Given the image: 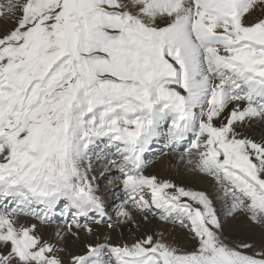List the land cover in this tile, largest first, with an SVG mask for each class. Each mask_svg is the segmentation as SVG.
<instances>
[{"label":"snow or ice","instance_id":"6c2138e0","mask_svg":"<svg viewBox=\"0 0 264 264\" xmlns=\"http://www.w3.org/2000/svg\"><path fill=\"white\" fill-rule=\"evenodd\" d=\"M254 123L264 0H0V264H66L59 241L92 234L90 214L106 215L88 174L101 145L121 174L122 222H179L193 249L145 234L89 243L67 264H264V239L227 242L208 193L144 174L142 159L164 137L215 179L227 216L264 229ZM58 208L55 243L22 221L50 223Z\"/></svg>","mask_w":264,"mask_h":264},{"label":"bare ground","instance_id":"6f19581e","mask_svg":"<svg viewBox=\"0 0 264 264\" xmlns=\"http://www.w3.org/2000/svg\"><path fill=\"white\" fill-rule=\"evenodd\" d=\"M245 131L256 138H259L262 134H264V126H261L259 123H254L250 128H247ZM162 138L164 137H160L158 140ZM166 146L167 148H169L171 152H173L171 158H169L170 155H168L167 158L160 160L158 164L154 165L155 170L153 167H152L153 170L150 171L144 169V174L154 175L160 181L167 180L171 183L176 184L177 186L185 187L186 189H190L194 191H204L208 193L210 195V198L214 199V203L221 212V219L223 222V233L225 236H228L229 239H233L230 242L235 243L236 241L239 242L240 240H247L250 243L256 244L258 248L261 240L264 239V229L260 228L259 226L254 227V225L250 224V221H248L246 217L243 215H238L235 218L227 216L224 213L225 206L223 200L220 199V196H218L216 192H214L213 186H210L212 180L210 181L209 179H207V177H204L200 173H197L194 170L192 171L189 169V167L185 166L184 165L185 161H182L180 159L181 155H178V152H176L180 148H173L168 143ZM148 148L146 149L147 152L146 154H149ZM102 149H103V145H101L100 148L96 150V153H94L92 156L91 168L89 169V173H88L89 177L91 178L92 185L96 190V194L100 198L101 196L104 197V192L106 189H110L111 192L109 193V195L105 197L106 199L116 195L115 198L119 197L122 200L124 193L122 191L121 185L118 183L117 180L113 181L116 175L114 176L112 175V177L107 175V172L104 171L105 169L103 170L102 167L105 164L111 166V163L110 162L107 163V161L113 155L110 152H108L109 153L108 154L105 150ZM142 155L144 157V162L146 163L145 161L146 156L144 154ZM114 158L116 157H113V159ZM171 161L176 162L174 167H172V165L170 164ZM99 167H101V169H99ZM161 169H165V170L160 171ZM101 199L103 200V198ZM103 201L105 204V209L107 210L109 208L108 207L109 203L105 200ZM121 204L122 202L120 203V207ZM59 212L60 209L58 208L55 216L52 218L59 219L60 221H62V228H63L64 226L63 223H65V218L62 217ZM115 215H116L115 210H112L110 212L106 211V215L102 218L99 216H95V214H90V216L93 217L92 221L90 222V226L93 228V232L91 235H89L86 232H81L79 241L77 238L71 236V234L65 235V238L59 241L58 246L64 249V251L62 252V256L64 257L66 264L70 258L69 255L70 253L84 254L86 250V245L89 243L92 244L132 243L133 240L135 239H131L130 229L137 222H142L143 216L139 213H136V219L134 222H122L116 224L114 218ZM98 220L100 221V223H96V221ZM22 221L25 223H36L39 232L43 234L45 239H51L54 243L57 242L56 231L57 229H62L56 226V224L58 223L54 225L51 223L42 224L40 221L36 220L35 217H27L26 219L22 218ZM177 223L178 226L174 228L169 227L168 225H163L161 223H155V222L154 223L149 222L148 224L145 223L141 227L143 231L140 233L139 236H137V238H143L145 234L154 235L156 238L158 234L161 235L170 234V235H174V240L172 242L167 241L168 243L170 244L172 243V246L178 249L190 251L192 242L188 240L187 234H185L182 228L183 226H181L179 222ZM109 225H111V227Z\"/></svg>","mask_w":264,"mask_h":264},{"label":"rangeland","instance_id":"374dc122","mask_svg":"<svg viewBox=\"0 0 264 264\" xmlns=\"http://www.w3.org/2000/svg\"><path fill=\"white\" fill-rule=\"evenodd\" d=\"M167 143H166V141H165V139L164 138H162V139H160V140H156V141H154L150 146H149V148H148V153L149 154H146L147 152H146V150H145V152L143 153L145 156H146V163H145V167H144V169H146V170H153V168H154V165L155 164H158L159 163V161L160 160H162V159H164V158H167V156L168 155H170V157L169 158H171V155H173L172 153L173 152H171L170 150H169V148H167ZM107 153H108V151L107 150H105ZM176 152H178V155H181V153H182V148H180V149H178ZM109 154V153H108ZM113 157L114 156H111L109 159H108V161H107V163H109L112 159H113ZM142 159L144 160V157H143V155H142ZM185 163H184V165L185 166H187V167H189V169L190 170H192L193 171V169H191L192 168V166L191 165H188L187 164V157H185ZM175 161H171L170 162V164L172 165V167H174L175 166ZM103 167V170L104 171H106L107 172V175H109V176H111L112 177V175L114 176V175H116L115 177H114V179H113V181H115V180H117L118 181V183L120 184V182H119V179H118V177H120L121 176V174H120V172H119V170L117 169V168H115V167H113L112 165L110 166V165H108V164H105L104 166H102ZM153 167V168H152ZM99 169H101V167H99ZM111 169V170H110ZM189 169H187V170H189ZM113 170V171H112ZM154 170H155V168H154ZM163 170H165V169H161L160 171H163ZM173 170V169H172ZM195 172H197V173H200L201 175H203L204 177H207V179H209L210 181H211V183H210V186H213V190H214V192H216V194L218 195V196H222V193H220L219 192V186L217 185V183H216V181H215V179L213 178V177H210V176H206L204 173H201V172H199V171H195ZM106 182H108V181H106ZM214 183V184H213ZM216 184V185H215ZM121 185V184H120ZM121 188H122V186H121ZM218 188V189H217ZM111 191H110V189H106L105 190V192H104V197H102L101 196V198H103V200H105V201H107L109 204H108V209L106 210L107 212H110V211H112V210H115L116 211V215L114 216V218H115V223L116 224H118V223H122V218H120L119 216H118V209L120 208V203L122 202V200L118 197V198H115L116 197V195H114V196H112V197H109V198H105L107 195H109V193H110ZM109 199V200H108ZM111 208H112V210H111ZM60 213V212H59ZM143 220H142V222H135L136 224L130 229V235H131V239H137V236H139L140 235V233L143 231V229H141V227L143 226V224H145V223H161V224H163V225H168L169 227H172V228H174V227H177L178 225V223L177 222H173V221H171V220H169V221H164V220H161V219H159V217H157V216H153V215H151V214H149V217H148V220H145L144 218H142ZM57 222H56V221ZM160 221V222H159ZM51 224H56V223H58V224H56V226L57 227H60V228H62V221H60L59 219H55V218H52L51 219V222H50ZM139 223V224H138ZM64 224V223H63ZM250 224H251V222H250ZM59 225V226H58ZM253 225V224H252ZM51 226V225H50ZM256 225H254V227H255ZM181 227V226H180ZM172 228H170V229H172ZM183 228V230H184V232H185V234H187V238H188V240L189 241H191L192 243H191V245L193 246L194 245V241H192V239H191V233L188 231V229H186V228H184V227H182ZM179 229V228H178ZM138 233V234H137ZM223 236L227 239V242H230V241H232L233 239H229V237L228 236H225L224 235V233H223ZM160 237H163L166 241H169V242H172L173 240H174V235H170V234H167V235H161V234H158L157 235V238H160ZM80 239H78V241H79ZM235 242V241H234ZM236 242H238V241H236ZM235 242V243H236ZM171 245H172V243H171ZM191 246V250L193 249V247ZM190 250V251H191Z\"/></svg>","mask_w":264,"mask_h":264}]
</instances>
